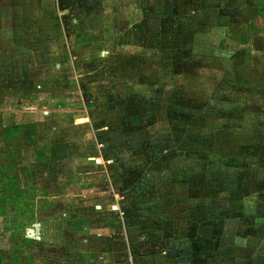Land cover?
Here are the masks:
<instances>
[{
	"label": "rangeland",
	"instance_id": "obj_1",
	"mask_svg": "<svg viewBox=\"0 0 264 264\" xmlns=\"http://www.w3.org/2000/svg\"><path fill=\"white\" fill-rule=\"evenodd\" d=\"M4 2L0 264H264V0Z\"/></svg>",
	"mask_w": 264,
	"mask_h": 264
},
{
	"label": "crops",
	"instance_id": "obj_2",
	"mask_svg": "<svg viewBox=\"0 0 264 264\" xmlns=\"http://www.w3.org/2000/svg\"><path fill=\"white\" fill-rule=\"evenodd\" d=\"M11 4L9 3V4H7V2H4V0H0V12H9V15H10V11H11ZM15 9H17V10H23V8H22V5L21 4H19V6L18 7H16ZM23 15V18H24V16H26L25 14H22ZM3 19L1 20L0 19V26H5V24H3Z\"/></svg>",
	"mask_w": 264,
	"mask_h": 264
},
{
	"label": "trees",
	"instance_id": "obj_3",
	"mask_svg": "<svg viewBox=\"0 0 264 264\" xmlns=\"http://www.w3.org/2000/svg\"><path fill=\"white\" fill-rule=\"evenodd\" d=\"M0 191H3V189H1Z\"/></svg>",
	"mask_w": 264,
	"mask_h": 264
}]
</instances>
